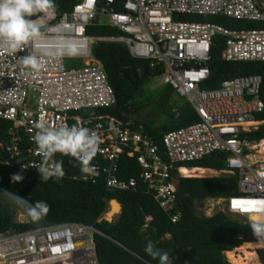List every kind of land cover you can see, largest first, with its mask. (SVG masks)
I'll return each instance as SVG.
<instances>
[{
    "label": "built area",
    "instance_id": "2783aa9c",
    "mask_svg": "<svg viewBox=\"0 0 264 264\" xmlns=\"http://www.w3.org/2000/svg\"><path fill=\"white\" fill-rule=\"evenodd\" d=\"M104 15L108 26L121 36L91 37L95 18ZM87 16V23L79 17ZM176 16H221L264 23V0H80L73 8L47 22L45 38L16 55L40 56L41 68L26 76L14 56L0 51V119L11 125L7 140L0 141V165L38 172L40 155L31 137L39 121L50 127L82 125L97 132L99 150L91 161L94 170L74 177L86 183L103 180L108 188L131 191L144 185L160 208L177 223V189L174 170L214 153L228 154L225 175H237L239 193L226 199L229 217L249 222L243 201L264 197V154L259 143L241 139L260 123L264 110L259 76L224 81L217 89L201 86L211 74L214 38L221 36L225 62H264V29H228L220 24L185 22ZM61 40L77 46L76 55H43ZM123 43L132 58L161 67L163 85L186 98L199 122L166 133L165 158L155 141L141 130H132L111 117L83 118L81 110L110 108L115 95L101 64L92 56L95 42ZM80 59L81 69L68 70L66 59ZM91 123L86 124V121ZM246 150L249 153H244ZM126 155L140 168L137 177L121 178ZM61 154L56 153L58 159ZM69 156V155H64ZM71 157V156H69ZM73 158V157H72ZM93 226L66 223L24 232L0 233V264H99Z\"/></svg>",
    "mask_w": 264,
    "mask_h": 264
},
{
    "label": "trees",
    "instance_id": "16d2710c",
    "mask_svg": "<svg viewBox=\"0 0 264 264\" xmlns=\"http://www.w3.org/2000/svg\"><path fill=\"white\" fill-rule=\"evenodd\" d=\"M80 0H55L57 14L70 11ZM181 20L216 23L228 29H264V23L234 20L221 16H182ZM99 16L89 26L91 37L121 36L122 33L110 26L98 25ZM225 39L214 38L209 79L202 84L206 90L217 89L226 80L244 76H259L262 79L260 97L264 102V62H225L221 53ZM92 56L102 64L112 87L116 102L110 108L81 110L76 114L83 118L111 117L132 130H141L150 136L165 158L162 139L170 131L199 122L193 107L187 103L173 112L170 102L172 88L150 91L155 78L161 77L163 69H152L150 62L133 59L127 47L121 43L95 42ZM264 122V110L256 115ZM92 121H86V124ZM10 123L0 119V141L7 140ZM245 141L264 140V124L258 130L244 133ZM228 154L217 152L202 160L178 167L223 170ZM64 175L40 180L38 172L24 171L18 167L0 165V233L24 232L31 229L51 227L66 223H81L93 226L100 234L94 240L99 264H157L146 256L143 248L151 240L157 247L171 255L173 264H228L224 253L240 247L257 244L249 228V222L229 217L218 212L212 217L197 214V206L209 199H223L238 195L237 175L218 178H182L177 191V206L180 213L177 223L158 205L153 195L141 185L137 190L120 191L108 188L103 180L96 184L75 180L79 169L75 159L61 155ZM121 178L137 177L140 168L134 159L126 155L121 159ZM21 173L23 179L12 182L10 177ZM173 174H176L174 170ZM11 191L29 202L43 200L49 205L47 214L39 221L31 220L21 206L14 204L5 194ZM118 201L122 211L117 220L100 221L109 202ZM24 214L27 222L17 221L18 214ZM151 218L150 221L147 219ZM168 233V238H165ZM260 244H264L261 242ZM264 260V251H260ZM264 264V263H263Z\"/></svg>",
    "mask_w": 264,
    "mask_h": 264
},
{
    "label": "clouds",
    "instance_id": "9594fccd",
    "mask_svg": "<svg viewBox=\"0 0 264 264\" xmlns=\"http://www.w3.org/2000/svg\"><path fill=\"white\" fill-rule=\"evenodd\" d=\"M57 15L55 0H0V51L14 56L26 76H32L41 68L40 56L29 52L17 56L45 38L48 21ZM79 20L87 23L88 17L81 16ZM78 52L77 46L71 41L61 40L54 48L43 51V55L73 56ZM36 129L31 139L40 155L37 168L40 180L47 181L52 177L64 175L63 162L55 158V154L69 155L79 164L82 173H91L94 165L91 161L99 150L100 137L97 132L82 125L50 127L37 121ZM21 166V172L23 170ZM12 182L23 179L21 173L10 177ZM7 197L23 208L24 213L33 221L42 219L49 210V205L43 200L29 202L14 192L6 191ZM242 211L247 213L249 228L258 244L264 242V197H253L243 201ZM112 222V221H111ZM165 238L169 234L165 233ZM146 256L156 260L157 264H173L168 251L157 247L151 240L144 245Z\"/></svg>",
    "mask_w": 264,
    "mask_h": 264
},
{
    "label": "rangeland",
    "instance_id": "374dc122",
    "mask_svg": "<svg viewBox=\"0 0 264 264\" xmlns=\"http://www.w3.org/2000/svg\"><path fill=\"white\" fill-rule=\"evenodd\" d=\"M181 17L182 16H176L175 20H177V21H185V22H195V21H192V20H181ZM99 22H101L102 24H108L109 23V19L107 17H105L104 15H99ZM64 64H65V67L68 70L83 68V63H82V61L80 59H74V58L66 59ZM149 89L152 92V91H155L157 89L158 90L162 89V90H166L167 91L170 88L168 87V85H163L161 78L158 77V78H155L153 83H151ZM170 91H171V89H170ZM170 102H171L172 106L175 109H178V110L181 109L185 104L189 103L186 98L178 97L173 90H172V96L170 97ZM259 150H260V148H259ZM244 153H249V152L244 150ZM218 176H219L218 173H215V174L214 173L213 174H209L208 173L207 177H218ZM225 206H226V203L223 200H221V199H214V200H210L209 199V200L204 201L202 206H199V205L197 206V214L203 215V216L209 218V217L214 216L216 213H218L220 211L225 213ZM119 214L115 215L114 218L112 220H110V222L114 221L116 218H118ZM105 215L106 214H103V218H105ZM239 220L243 221L244 219H239ZM17 221L20 222V223H25V222H27V217L24 214L19 213L18 216H17ZM259 251H264V248L259 249L257 251L258 261L260 262V264H263L264 260L261 258V255H260ZM224 256H225L228 264H231L228 261L227 256L225 254H224Z\"/></svg>",
    "mask_w": 264,
    "mask_h": 264
},
{
    "label": "bare ground",
    "instance_id": "6f19581e",
    "mask_svg": "<svg viewBox=\"0 0 264 264\" xmlns=\"http://www.w3.org/2000/svg\"><path fill=\"white\" fill-rule=\"evenodd\" d=\"M259 148L260 153L264 154V141L259 144ZM181 173V175L185 176L186 178H198L207 175L209 171L200 168H182ZM120 210V205L116 201H111L110 209L105 213L106 220H112L115 215L120 213ZM262 248H264V244H253L240 247L233 251L225 252V255L231 264H260L257 258V251Z\"/></svg>",
    "mask_w": 264,
    "mask_h": 264
},
{
    "label": "crops",
    "instance_id": "0c3cea01",
    "mask_svg": "<svg viewBox=\"0 0 264 264\" xmlns=\"http://www.w3.org/2000/svg\"><path fill=\"white\" fill-rule=\"evenodd\" d=\"M98 25H101V26H108L107 24H102L101 22H99L98 23ZM121 44H123V43H121ZM123 45H125V44H123ZM126 46V45H125ZM128 49V48H127ZM129 51V50H128ZM132 57V56H131ZM93 58V57H92ZM134 59V58H133ZM93 60L95 61V62H97V63H99V64H101L99 61H97V60H95L94 58H93ZM137 60V59H136ZM141 61H143V60H141ZM102 65V64H101ZM172 111L173 112H176L177 111V109H175V108H173L172 109ZM258 121V120H257ZM260 124L253 130L252 129V131L251 132H253V131H256V130H258V128L261 126V125H263L264 124V122H262V121H258ZM131 129V128H130ZM251 132H246V133H251ZM264 140H262V141H260V142H256V141H247V142H250V143H261V142H263ZM181 168V170H182V168H187V167H180ZM188 169H193V168H188ZM200 169H205V170H207V171H209V174H213V173H218L219 174V176L218 177H223V176H230V175H225V174H221V171L222 170H219V171H217V170H212V169H206V168H200ZM224 170V169H223ZM215 171V172H214ZM182 173H181V171L179 172V171H176V174L174 175L175 176V179H174V184H175V181H179L180 182V185H181V181H180V179H184V178H186L185 176H183V175H181ZM208 176V174L207 175H205V176H203V177H198V179H201V178H218V177H207ZM187 178H189V177H187ZM191 178V177H190ZM180 185H179V188H177L176 187V189H177V191L180 189ZM176 186V185H175ZM226 199L227 198H223V199H221V200H223L224 202L226 201ZM210 200H214V199H210ZM116 201V200H115ZM119 205H120V207H121V210H120V214H121V211H122V205L118 202V201H116ZM109 207V208H108ZM108 207H107V210H106V212L110 209V202H109V204H108ZM105 212V213H106ZM104 213V214H105ZM226 213V212H225ZM120 214H119V216H120ZM118 216V217H119ZM114 218V217H113ZM118 218H116L115 220H117ZM102 220H105V221H107L105 218H103V216L101 217V219H100V221H102ZM114 220V221H115ZM148 221H150L151 220V218H148L147 219ZM108 222H110V221H108ZM113 222V221H112Z\"/></svg>",
    "mask_w": 264,
    "mask_h": 264
},
{
    "label": "water",
    "instance_id": "95a60500",
    "mask_svg": "<svg viewBox=\"0 0 264 264\" xmlns=\"http://www.w3.org/2000/svg\"><path fill=\"white\" fill-rule=\"evenodd\" d=\"M175 185H176L177 188H179L180 182L179 181H175Z\"/></svg>",
    "mask_w": 264,
    "mask_h": 264
},
{
    "label": "flooded vegetation",
    "instance_id": "af4514ba",
    "mask_svg": "<svg viewBox=\"0 0 264 264\" xmlns=\"http://www.w3.org/2000/svg\"><path fill=\"white\" fill-rule=\"evenodd\" d=\"M260 252V251H259Z\"/></svg>",
    "mask_w": 264,
    "mask_h": 264
}]
</instances>
